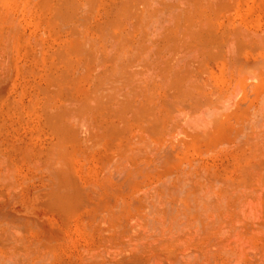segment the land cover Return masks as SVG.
Returning a JSON list of instances; mask_svg holds the SVG:
<instances>
[{
	"label": "rangeland",
	"instance_id": "374dc122",
	"mask_svg": "<svg viewBox=\"0 0 264 264\" xmlns=\"http://www.w3.org/2000/svg\"><path fill=\"white\" fill-rule=\"evenodd\" d=\"M0 264H264V0H0Z\"/></svg>",
	"mask_w": 264,
	"mask_h": 264
},
{
	"label": "bare ground",
	"instance_id": "6f19581e",
	"mask_svg": "<svg viewBox=\"0 0 264 264\" xmlns=\"http://www.w3.org/2000/svg\"><path fill=\"white\" fill-rule=\"evenodd\" d=\"M6 2H7V1H6ZM2 3H3V2H2ZM7 3H8V2H7ZM61 3H63V2H61ZM73 4H74V3H73ZM61 5H62V4H61ZM71 5H72V4H71ZM2 6H3V5H2ZM73 6H74V5H73ZM75 6H76V5H75ZM56 7H57V6H56ZM63 7H64V6H63ZM65 8H67V7H65ZM73 8H74V7H73ZM73 8H72V9H73ZM74 10H75V8H74ZM74 10H73V11H74ZM7 11H8V10H7ZM14 11H15V10H14ZM55 11H56V9H55ZM76 11H77V10H76ZM62 12H63V11H62ZM65 12H66V10L64 11V13H65ZM55 13H56V12H55ZM70 13H71V14H74V12H73V13L70 12ZM67 14H68V13H67ZM67 14H66V15H67ZM71 14H70V15H71ZM57 15H58V14H57ZM70 15L68 14V16H70ZM64 16H65V15H64ZM71 16H72V15H71ZM59 17H61V16H59ZM61 18H62V17H61ZM17 19H18V18H17ZM65 19H66V17H65ZM71 19H72V18H71ZM5 20H6V19H5ZM7 20H8V19H7ZM67 20H69V19L67 18ZM13 21H14V19H13ZM15 21H16V20H15ZM65 22H66V21H65ZM8 24H9V23H8ZM8 26H10V25H8ZM17 26H18V25H17ZM13 27H15V26H13ZM11 29H12V28H11ZM13 29H14V28H13ZM80 111H81V110H80ZM63 172H64V171H63ZM63 175H65V174H63ZM64 177L66 178L67 176H64ZM57 178H59V177H57ZM62 182H63V181H62ZM65 182H66V181H65ZM68 182H69V181H68ZM65 187H66V186H65ZM56 189H58V188H56ZM61 189H62V188H61ZM63 190H64V189H63ZM53 192H54V191H53ZM71 192H72V191H71ZM56 193H57V192H56ZM58 194H59V193H58ZM58 194H57V195H58ZM66 194H67V193H66ZM57 195H56V196H57ZM67 195H68V194H67ZM67 195H66V197H67Z\"/></svg>",
	"mask_w": 264,
	"mask_h": 264
}]
</instances>
